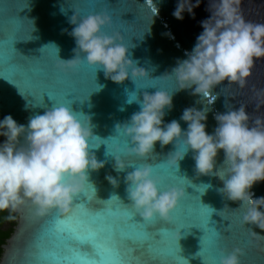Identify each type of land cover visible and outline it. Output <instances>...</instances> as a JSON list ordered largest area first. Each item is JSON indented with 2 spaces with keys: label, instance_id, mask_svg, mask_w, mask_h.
<instances>
[{
  "label": "water",
  "instance_id": "1",
  "mask_svg": "<svg viewBox=\"0 0 264 264\" xmlns=\"http://www.w3.org/2000/svg\"><path fill=\"white\" fill-rule=\"evenodd\" d=\"M106 2L113 9L105 8L104 14L109 15L111 12L109 16L112 23L105 26L102 32L110 36L119 33L122 42L128 48V59L137 67L143 68L147 76L134 81L129 72L125 81L115 83L105 77L102 68L88 65L86 53L83 52L80 56L85 62L77 69L78 71L67 73L70 76L73 74L81 76L79 89L81 97L77 98L76 94H72L67 99L71 101L70 107L74 113L85 116L80 117L81 119L90 118L95 137L89 143L95 145V148L90 147L89 151L99 162L104 163V167L98 171L89 169L86 173V185H90L92 189L90 203L84 192L78 193L73 198V203H83L90 209L110 207V203L106 202L108 200L111 203L130 206L132 201L128 198L126 176L142 166L156 165L153 178L157 174L175 173L179 178L175 180L173 186L184 188L186 195L180 201V208L172 213V220L170 222L160 220L154 227H166L170 230L180 228L177 233L179 255L186 259L188 264H205L204 259L197 254L202 246L207 248L211 233L208 229L203 230L196 226L188 229L183 210L185 207H197L201 213H205L202 205L214 210L208 226L221 233L222 243L226 245L223 254L240 248L244 253L241 256L244 257V264H264V230L254 224L244 225L242 221L244 210L240 209L242 202L232 201L219 191L224 186L223 181L211 174H198L191 149L187 151L184 159L179 161L178 168L170 163V155L187 150L182 140L174 139L172 143L163 147L160 142H156L153 155L142 159L124 154L128 147H132L131 140L115 130L118 123L123 125L130 121L134 113L141 110L140 104L136 101L129 103L132 93L142 101L145 93L154 95L158 91L167 92L173 98V107L170 111L165 109L163 123L176 120L180 123L182 131H186L188 127L187 123L180 119L187 108L208 110L205 123L206 132L210 135L214 134L218 127L215 119L217 114L238 110L241 105L246 107L245 110L251 117L249 122L251 125L252 120L264 117V92L261 91L264 90V58L254 60L251 74L243 88L235 83L228 84L225 80L214 86L207 97L192 95L195 86L192 89L177 90L175 77L170 76L172 69L177 66L178 60L188 58L186 53L192 51L197 37L202 33L200 22L211 15L205 10L209 0H202L200 7L194 9L195 19L185 12L183 20H177L173 16L178 0H106ZM100 3L102 0H0V59L2 57L5 59V69L0 70V120L11 115L18 124L27 126L31 117L42 115L54 106L68 105V101L61 95L53 94L51 98L44 93L43 102L42 95L36 102L33 96L26 94L28 87L26 81L15 79V71L7 66L10 47L15 57L29 64L43 55L50 57V70L63 76L56 65L59 59L65 61L74 59L73 50L77 47L74 37L69 35L75 27L70 23V18L75 14L78 18L100 14ZM155 6L158 11L154 15ZM239 7L245 21L264 24V0H241ZM17 33L23 40H17ZM54 46L59 49L58 52ZM27 57L33 59L28 60ZM5 140V137L0 136V144ZM115 155L121 156L125 163L130 165L118 172L115 169ZM224 159V151L221 149L216 157L214 171L224 166ZM108 176L118 181V187H114L106 179ZM205 185L210 187L205 190ZM158 187L161 191L168 190L160 184ZM250 191L253 199L264 197V181L256 182ZM73 203L68 213H60L62 217L72 212ZM14 211L18 213V221L3 246L0 264H37L39 247L47 244L42 235L54 209L39 215L37 206L30 200H25ZM260 211L264 212V208ZM133 219L140 223L144 221L139 213H136ZM199 219L202 225L205 224L206 214L201 215ZM252 231L258 235H253ZM156 238H160L159 234ZM167 239L172 241V235L169 234ZM200 254L205 256L206 260H211L208 252L202 251ZM215 264H220L219 257Z\"/></svg>",
  "mask_w": 264,
  "mask_h": 264
},
{
  "label": "clouds",
  "instance_id": "2",
  "mask_svg": "<svg viewBox=\"0 0 264 264\" xmlns=\"http://www.w3.org/2000/svg\"><path fill=\"white\" fill-rule=\"evenodd\" d=\"M201 2L178 0L173 16L183 20L187 12L195 19L194 9L199 8ZM240 3L241 0H209L205 10L211 15L200 22L202 33L192 51L186 53L188 58L178 60L172 69L170 76L175 77L177 90L195 86L192 95L207 97L214 86L225 80L241 88L246 85L254 60L264 58V24L245 21ZM157 11L155 6L154 15ZM70 23L75 26L69 33L77 45L73 50L75 58L59 59L58 71L75 72L86 59L88 65L102 68L105 77L115 83L125 81L129 72L134 81L147 76L143 68L128 59V48L119 33L110 36L102 32L112 23L109 15L90 14L78 18L75 14ZM81 52L86 53L85 59H81ZM133 101L140 104L141 110L123 125L118 123L115 129L131 140L127 155L147 159L153 155L156 142L163 147L174 139L182 140L187 150L170 155V163L178 168L179 161L191 149L197 173L211 174L223 181L224 186L219 191L232 201L242 202L244 225L254 224L264 230V212L260 211L264 208V197L253 199L250 191L256 182L264 181V117H257L250 125L251 117L241 105L238 110L217 114L218 127L210 135L206 132L207 109H185L180 119L188 127L182 131L176 120L163 123L165 109L170 111L173 107V98L167 92L145 93L142 101L132 93L129 103ZM80 117L85 116L74 113L69 105H60L31 117L27 126L18 124L11 115L0 120V136L6 138L0 144V211L16 210L25 200L37 206L39 215L50 209L62 214L70 211L73 198L85 191L87 171L104 167L89 151V141L95 137L91 120ZM221 149L225 155L224 166L214 171ZM115 161L118 172L130 165L118 155ZM106 179L118 187L115 178ZM125 180L132 207L145 220L159 216L170 222L172 213L186 195L182 187L161 191L150 165L130 172ZM205 186V190L210 187ZM243 254L242 249L235 248L222 254L220 264H240Z\"/></svg>",
  "mask_w": 264,
  "mask_h": 264
},
{
  "label": "snow or ice",
  "instance_id": "3",
  "mask_svg": "<svg viewBox=\"0 0 264 264\" xmlns=\"http://www.w3.org/2000/svg\"><path fill=\"white\" fill-rule=\"evenodd\" d=\"M99 7L100 14H104L105 8H111L106 0H102ZM108 14L110 15L111 12ZM19 36L20 34L17 33V40H23ZM32 59L28 58V60ZM17 60L18 62H15ZM49 61L50 57L43 55L29 64L15 57L10 47L6 62L7 66L15 71V79L26 81L28 85L26 94L33 96L36 102L41 95L43 102V94L47 93L51 98L53 94L63 96L70 106L71 101L67 99L69 95L76 94L77 98L81 97L79 91L81 76L79 74L70 76L66 73H63V76L57 75L50 70ZM4 69L5 59L2 57L0 70L4 71ZM91 147L95 148V145ZM151 167L154 170L156 165ZM178 178L171 172L155 176L158 184L166 188L175 187L173 185ZM91 192V186L86 185L84 193L88 201ZM112 199L114 200L115 197L113 196ZM106 202L111 206L98 209H90L83 203H73L72 212L63 217L57 209H54L42 235V239L47 240V244L39 247L37 264H188V261L179 255L177 233L180 228L176 230L166 227L157 228V222L161 220L159 216L152 220L144 219L143 223L136 222L133 217L137 212L132 205L111 203L110 200ZM202 206L205 213H201L197 207H185L183 217L188 222V229L196 226L210 230L207 248L202 246L197 255L204 259L205 264H215L216 259L221 258L226 245L222 243L221 233L208 226L214 210ZM203 214H206V223L202 225L199 217ZM157 234L159 239L156 238ZM169 234L173 237L172 241L167 239ZM231 235L224 236L231 237ZM244 243L247 244V241ZM201 244L203 245L202 240ZM202 251L210 254V261L200 254ZM241 264H244V257H241Z\"/></svg>",
  "mask_w": 264,
  "mask_h": 264
},
{
  "label": "flooded vegetation",
  "instance_id": "4",
  "mask_svg": "<svg viewBox=\"0 0 264 264\" xmlns=\"http://www.w3.org/2000/svg\"><path fill=\"white\" fill-rule=\"evenodd\" d=\"M11 217V219H9ZM18 221V213L12 209L0 211V234L8 231V229H14L16 223ZM11 231V233H12ZM10 235V234H9ZM9 235L5 237H0V257L3 251V246L7 242V238Z\"/></svg>",
  "mask_w": 264,
  "mask_h": 264
},
{
  "label": "trees",
  "instance_id": "5",
  "mask_svg": "<svg viewBox=\"0 0 264 264\" xmlns=\"http://www.w3.org/2000/svg\"><path fill=\"white\" fill-rule=\"evenodd\" d=\"M12 229H8V231H5L4 233L0 234V237H5L6 235L8 236L9 234H11Z\"/></svg>",
  "mask_w": 264,
  "mask_h": 264
}]
</instances>
